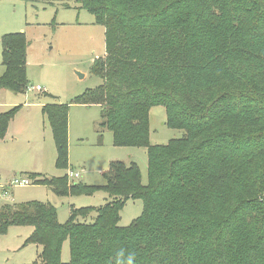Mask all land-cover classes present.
I'll return each instance as SVG.
<instances>
[{
    "label": "trees",
    "instance_id": "16d2710c",
    "mask_svg": "<svg viewBox=\"0 0 264 264\" xmlns=\"http://www.w3.org/2000/svg\"><path fill=\"white\" fill-rule=\"evenodd\" d=\"M81 4L104 26L106 54L92 67L103 83L74 102L101 106L100 127L116 145L147 147L149 182L136 162L120 160L102 173L103 185L25 173L59 195L102 190L112 199L99 209L73 206L65 223L50 203L5 204L0 236L32 226L26 244L40 252L31 264H264V0ZM3 45L0 88L24 93L25 36L8 35ZM159 105L167 125L185 134L151 145L149 114ZM69 111V104L43 108L60 169L69 166ZM11 115L0 114L1 135ZM130 199H142L144 212L123 227Z\"/></svg>",
    "mask_w": 264,
    "mask_h": 264
},
{
    "label": "rangeland",
    "instance_id": "374dc122",
    "mask_svg": "<svg viewBox=\"0 0 264 264\" xmlns=\"http://www.w3.org/2000/svg\"><path fill=\"white\" fill-rule=\"evenodd\" d=\"M69 5V6H66ZM81 0H0V76L5 73L3 39L23 34L26 39V92L0 88V114H10L5 135L0 134V184L7 185L15 177L34 172L48 177H61L71 170L79 184L103 185L102 173L112 161L136 162L143 184L149 182V157L146 146L116 145L114 134L100 127L101 106L77 104L76 97L96 88L103 79L92 71L94 62L105 56V28L94 14L81 6ZM80 72L83 77H80ZM40 86L41 90L37 87ZM69 104V166H56L57 150L52 128L43 108L48 104ZM168 111L155 106L149 114L151 145L167 144L181 138L185 130L167 125ZM102 135V136H101ZM12 197L2 195V205L32 202L53 204L58 221L69 220L71 208L99 209L112 197L96 190L92 194L78 192L59 195L47 185L16 186ZM264 197V194L262 193ZM142 199H130L121 211L119 225L127 227L142 216ZM97 213H92V222ZM32 226H11L0 236V264H31L38 259L40 247L26 244ZM70 241L63 243L62 260L69 262Z\"/></svg>",
    "mask_w": 264,
    "mask_h": 264
},
{
    "label": "built area",
    "instance_id": "2783aa9c",
    "mask_svg": "<svg viewBox=\"0 0 264 264\" xmlns=\"http://www.w3.org/2000/svg\"><path fill=\"white\" fill-rule=\"evenodd\" d=\"M38 90H41V87L38 86L37 87ZM68 176L70 179H73V178H79L80 177V174L79 173H74L72 170L68 173ZM33 182L32 180L27 176H22V177H15L13 178L9 184L7 185V187H16V186H27V185H31ZM3 187V186H2ZM5 189V187H3ZM3 189V192H2V195L3 196H8L9 193L8 191L4 190Z\"/></svg>",
    "mask_w": 264,
    "mask_h": 264
},
{
    "label": "crops",
    "instance_id": "0c3cea01",
    "mask_svg": "<svg viewBox=\"0 0 264 264\" xmlns=\"http://www.w3.org/2000/svg\"><path fill=\"white\" fill-rule=\"evenodd\" d=\"M10 182V181H9ZM9 184V183H8ZM7 184V185H8ZM7 185H2V184H0V189H1V191L3 192V187H5V189L4 190H6V191H8V193H9V195L8 196H6V197H12L13 196V192L11 191L12 189H13V187L11 188V187H7ZM3 186V187H2ZM3 206V205H2ZM1 206V207H2Z\"/></svg>",
    "mask_w": 264,
    "mask_h": 264
},
{
    "label": "water",
    "instance_id": "95a60500",
    "mask_svg": "<svg viewBox=\"0 0 264 264\" xmlns=\"http://www.w3.org/2000/svg\"><path fill=\"white\" fill-rule=\"evenodd\" d=\"M77 74H78L80 77H83V75H82L80 72H77Z\"/></svg>",
    "mask_w": 264,
    "mask_h": 264
}]
</instances>
